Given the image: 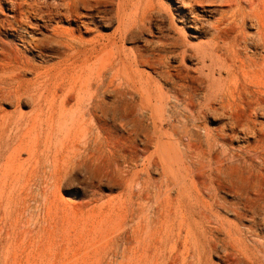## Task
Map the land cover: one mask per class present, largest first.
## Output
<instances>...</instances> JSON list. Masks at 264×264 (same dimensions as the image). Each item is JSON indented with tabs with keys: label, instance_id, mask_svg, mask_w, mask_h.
Here are the masks:
<instances>
[{
	"label": "bare ground",
	"instance_id": "1",
	"mask_svg": "<svg viewBox=\"0 0 264 264\" xmlns=\"http://www.w3.org/2000/svg\"><path fill=\"white\" fill-rule=\"evenodd\" d=\"M107 7H116L115 14L107 13ZM96 13L105 15L100 20L108 17L107 21L118 24L108 39L93 28ZM54 22H73L75 27L48 31ZM5 28L23 30L27 34L24 47L40 54L47 41L57 43L66 54H81L82 67L88 68L95 81L89 83L86 105L70 131L81 147L75 146L76 158L80 157L76 165L105 166L111 152L126 158L139 147L131 135L125 139L128 146L120 139L99 142L94 119L98 109L107 117L109 109L134 114L144 106L150 111L148 131L155 129L153 114L163 126L170 102L175 109H183L188 116L172 127L179 133L174 141H187L185 154L192 165H198L191 177L200 180L212 201L203 214L205 251L209 256L220 251L225 264H264V0H0V35ZM93 33L92 40L84 39ZM35 35L41 37L34 39ZM101 41L112 45L133 41L142 46H135L130 56H119L121 68L114 75L109 71L116 59L112 60L108 44ZM191 59L200 65L194 71L187 67ZM34 69L19 50L0 47V72L18 71L10 77L12 81H21ZM236 71L237 78L226 84L222 76ZM107 73L110 79H105ZM151 88L162 100L154 108L149 102ZM11 92L0 88V104L15 100L20 105L21 97ZM108 95L110 107L105 102ZM95 151L104 153L102 162L94 161ZM200 154L207 157L206 162L200 163ZM49 170L58 172L55 165ZM162 171L166 175L163 163Z\"/></svg>",
	"mask_w": 264,
	"mask_h": 264
},
{
	"label": "rangeland",
	"instance_id": "2",
	"mask_svg": "<svg viewBox=\"0 0 264 264\" xmlns=\"http://www.w3.org/2000/svg\"><path fill=\"white\" fill-rule=\"evenodd\" d=\"M106 11L115 14L116 7ZM96 14L93 28L108 39L118 24L107 21L108 17L102 21L100 17L105 15ZM54 23L48 31L75 27L73 22ZM15 29L5 28L0 47L19 50L35 69L19 82L10 79L18 71L0 72V88L17 93L22 100L20 105L15 100L0 104V264H225L220 251L211 256L205 251L203 214L212 201L200 180L191 177L197 164L192 165L185 154L187 141H174L179 133L172 127L187 113L170 102L163 126L153 114L155 129L148 131L150 111L144 106L134 114L109 109L107 117L98 109L94 119L99 142L120 139L125 145L131 135L139 147L132 158L111 152L105 166L76 165L80 160L76 158L78 142L70 131L86 105L89 83L95 81H91L88 68L82 67L81 54H66L53 41H47L40 54L25 48L22 40L27 34ZM96 34L84 39L92 40ZM135 46L142 43L108 44L112 60L116 59L111 74L121 68L119 56H130ZM188 62L191 71L200 67L193 59ZM141 71L155 77L146 68ZM237 75L236 71L222 78L227 84ZM110 78L107 73L105 79ZM154 81L158 83L157 78ZM163 87L167 92L168 86ZM151 92L153 107L162 100L157 91L151 88ZM105 102L110 105L109 95ZM143 103L146 105L147 99ZM207 123L214 125L210 119ZM198 126L203 128L204 123ZM92 154L96 163L103 161L104 153ZM200 155V163L206 162L207 157ZM54 165L57 173L49 170ZM226 200L232 203L231 197ZM221 215L235 223L226 213Z\"/></svg>",
	"mask_w": 264,
	"mask_h": 264
}]
</instances>
